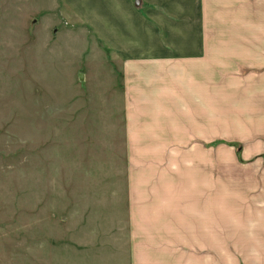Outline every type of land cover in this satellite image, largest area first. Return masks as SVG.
I'll return each instance as SVG.
<instances>
[{
  "label": "crops",
  "instance_id": "crops-1",
  "mask_svg": "<svg viewBox=\"0 0 264 264\" xmlns=\"http://www.w3.org/2000/svg\"><path fill=\"white\" fill-rule=\"evenodd\" d=\"M59 19L93 29L120 73L140 146L129 263L264 264V163L207 149L264 158V0H63Z\"/></svg>",
  "mask_w": 264,
  "mask_h": 264
},
{
  "label": "rangeland",
  "instance_id": "rangeland-1",
  "mask_svg": "<svg viewBox=\"0 0 264 264\" xmlns=\"http://www.w3.org/2000/svg\"><path fill=\"white\" fill-rule=\"evenodd\" d=\"M62 8L0 0V264H130L129 149L140 146L125 138L102 39L63 25ZM221 144L225 164L264 163L240 143L207 149Z\"/></svg>",
  "mask_w": 264,
  "mask_h": 264
}]
</instances>
